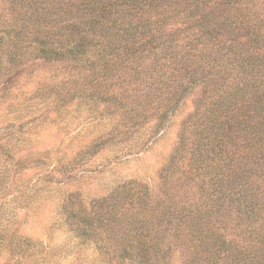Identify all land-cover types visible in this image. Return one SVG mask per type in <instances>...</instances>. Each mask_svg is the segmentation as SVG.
<instances>
[{
	"label": "trees",
	"instance_id": "trees-1",
	"mask_svg": "<svg viewBox=\"0 0 264 264\" xmlns=\"http://www.w3.org/2000/svg\"><path fill=\"white\" fill-rule=\"evenodd\" d=\"M36 59L55 71L11 81ZM8 81L0 111L17 120L37 98L46 109L31 120L74 101L103 119L77 154L141 129L159 139L177 120L155 180L60 200L61 224L94 264H264V0H0ZM8 236L3 264L42 259L22 229H0V244Z\"/></svg>",
	"mask_w": 264,
	"mask_h": 264
},
{
	"label": "rangeland",
	"instance_id": "rangeland-1",
	"mask_svg": "<svg viewBox=\"0 0 264 264\" xmlns=\"http://www.w3.org/2000/svg\"><path fill=\"white\" fill-rule=\"evenodd\" d=\"M20 70L22 73L12 75L11 81L18 80L24 88L55 71V66L36 59ZM9 83L0 82V90ZM8 100L14 99L10 96ZM39 100L20 105V120L7 109L0 111V202H8L0 206V229L7 231L10 227L17 233L22 229L32 237L27 249L42 257L33 264H94V248L79 244L61 224L64 218L59 213L60 200L70 192L87 199L105 195L131 177L155 180L176 139L177 120L159 139L160 130L141 129L123 143L111 142L99 151L77 154L106 128L103 119L74 101L64 113L49 112L46 117V112L40 119L31 120L32 115L46 109V100ZM4 103L1 99L0 104ZM22 120L25 123H20ZM11 240L8 236L0 244V264L8 259L11 245L16 242ZM24 261L30 263V259Z\"/></svg>",
	"mask_w": 264,
	"mask_h": 264
}]
</instances>
